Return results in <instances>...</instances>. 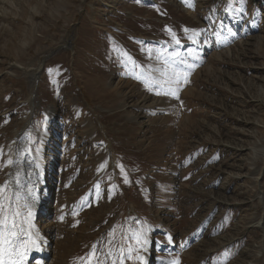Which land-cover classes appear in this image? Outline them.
I'll return each instance as SVG.
<instances>
[{"label": "rangeland", "instance_id": "374dc122", "mask_svg": "<svg viewBox=\"0 0 264 264\" xmlns=\"http://www.w3.org/2000/svg\"><path fill=\"white\" fill-rule=\"evenodd\" d=\"M23 151L46 173L25 161L13 205ZM0 161L21 264L33 185L44 264L124 250L143 217L153 264H264V0H0Z\"/></svg>", "mask_w": 264, "mask_h": 264}, {"label": "snow or ice", "instance_id": "6c2138e0", "mask_svg": "<svg viewBox=\"0 0 264 264\" xmlns=\"http://www.w3.org/2000/svg\"><path fill=\"white\" fill-rule=\"evenodd\" d=\"M177 43H179V41H177ZM165 64H167V61H165ZM165 75H167L166 69L161 71L160 78L154 79L153 77L149 76L148 78L144 79L143 82L145 86L148 88V90L152 91L154 85L159 86L161 84L162 78ZM135 78L137 80L141 79L140 76H137ZM182 79L186 81L187 78L186 76H184L182 77ZM156 94L159 95V92H157ZM166 94L170 96L176 95L174 90H170ZM125 182L126 183L128 182L126 178H125ZM0 191H2V189H0ZM15 229H16V225L13 222L9 225V231L6 235L4 231V222L0 220V264H21V261L24 257V254L21 252V248L24 246L25 242L20 241V238L19 236H17ZM137 242L140 243L139 239L137 240ZM169 242H171V237H169ZM31 243L33 246H35V241H31ZM144 243L146 244L147 241L145 240ZM109 255H111V253H109ZM90 256H95V249L90 254ZM140 259L143 260V257H141ZM113 264H115V261H113ZM121 264H123L122 259H121ZM176 264H178V262H176Z\"/></svg>", "mask_w": 264, "mask_h": 264}, {"label": "bare ground", "instance_id": "6f19581e", "mask_svg": "<svg viewBox=\"0 0 264 264\" xmlns=\"http://www.w3.org/2000/svg\"><path fill=\"white\" fill-rule=\"evenodd\" d=\"M41 70H42V68L39 67V71L37 73V76L39 75ZM32 109H34V106H33ZM32 112L34 113L35 111H32ZM22 148L25 151L26 144H24ZM20 159L24 160V158H22V154L20 155ZM16 184L19 185L20 188L23 187V185H25V183H22V186H21L20 184L15 182V185ZM41 186H43V185H40L39 187H35L34 185H33V187L28 186V187H30L28 192L30 193L31 190L34 188V190H32V192H31V195L33 194L35 196L36 195L35 193H37V195H38L39 188ZM42 193L43 194L42 195L40 194L37 199H35L34 196H32L34 198V200L30 201V205H31V208H32V215H31V218H30V224L32 223L31 233H32L33 237L35 238V240H34L35 241V246H33L32 252L34 253L35 256L39 257V261H41L40 264H44V262L46 263V259L48 257V255H46V253H45L47 242H46V239L43 237V234L42 233H38L39 224L35 223L34 221H36V219H37V213L36 212H38V211L39 212H44V211L48 210L45 206H46V203H47V198H48V200H49V198H51L52 190L51 189H49V190L45 189V190L42 191Z\"/></svg>", "mask_w": 264, "mask_h": 264}]
</instances>
